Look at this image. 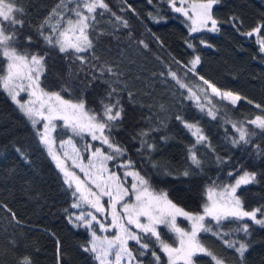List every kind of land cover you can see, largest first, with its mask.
I'll return each instance as SVG.
<instances>
[{"label": "trees", "instance_id": "16d2710c", "mask_svg": "<svg viewBox=\"0 0 264 264\" xmlns=\"http://www.w3.org/2000/svg\"><path fill=\"white\" fill-rule=\"evenodd\" d=\"M57 3L58 0H17L24 9L18 15L25 21L17 47L48 53L42 86L59 91L65 82H70L74 91L62 93L65 98H76L80 89L90 85L84 91V98L89 107L97 108L98 97L108 89V84L102 81L118 89L124 106L123 120L117 122L110 137L127 151L112 163L131 159L135 169L149 179L154 189L166 191L179 207L193 212L201 210L206 189L213 182L221 186L235 183L243 171L256 172V182L242 185L237 195L247 210L264 206V132L246 123L264 114L255 107L264 106V54L258 51L255 36L240 34L264 22V0H220L213 8L220 31L192 34L187 19L173 11L168 0H151V3L106 0L111 11L102 16L97 14L90 32L94 48L83 54L88 61L83 66L58 49L44 45L35 34L36 26ZM116 16L121 20H116ZM125 20L127 27L123 25ZM28 35L37 43L27 45L24 37ZM201 39L211 47L201 44ZM189 42L195 45V51L187 46ZM194 55L201 57L195 74L187 71ZM101 66L111 67L116 75L105 72L100 79L92 81L88 73L94 72L99 77L96 69ZM169 70L190 86L206 87L199 79L203 76L218 88L246 99L233 106L211 96L209 90L219 109L213 119L188 98L186 89L179 88L168 75ZM177 115L197 123L207 137V144L196 145L201 160L199 168L188 160V149L195 143V137L175 118ZM241 122L255 135L247 144L234 145L232 140L238 139V133L232 124ZM152 128L158 130L150 131L145 139L155 149L150 153L146 148L138 152L141 145L138 133ZM37 130L0 88V264H19L25 256L32 264H58V259L59 264H98L93 254L83 250L91 239L90 231L74 227L68 221L75 200L71 195L74 188L69 189L64 183L63 173L40 143ZM56 134L60 140L71 135L66 128ZM153 163L158 167L154 168ZM186 169L190 170L188 176L182 175ZM229 172L233 175L229 176ZM243 223L250 225L249 235L235 231ZM181 224L188 227L185 221ZM160 229L162 238L173 243L174 236L167 228L160 226ZM221 229L229 233L225 239L250 245L241 261L221 240L210 233H201L203 242L227 264H264V228L245 220L224 221ZM145 242L159 253L154 239L146 237ZM129 246L138 254L139 246L134 241ZM159 254L162 261L166 260L163 253ZM138 259L143 264H154L150 254ZM198 264H210V259L198 257Z\"/></svg>", "mask_w": 264, "mask_h": 264}, {"label": "snow or ice", "instance_id": "6c2138e0", "mask_svg": "<svg viewBox=\"0 0 264 264\" xmlns=\"http://www.w3.org/2000/svg\"><path fill=\"white\" fill-rule=\"evenodd\" d=\"M168 3L173 11L183 14L191 21L190 34L201 31L212 33L220 31V22L213 16V8L220 3V0H168ZM69 5L72 6L69 7ZM109 11L111 9L106 0H58L49 15L36 26L35 34L44 45L58 49L59 53L78 61L83 66L88 63L83 54L94 48L90 32L96 22L97 14L102 16ZM23 13L24 9L18 6L17 0H0V61H2L0 88L31 121L33 128L43 121L42 131L37 130L36 134L40 143L47 148L49 156L55 161L56 167L63 173L64 183L69 189L74 188L71 195L75 200L71 207L80 208L82 204H87L101 215L106 212L110 215L111 220L107 224L99 220L92 212L81 213L74 217L68 216L69 223L74 227H84L90 231L91 239L83 250L93 254L98 264H143L138 256L144 257L149 254L154 264H198V257L201 256L208 257L210 264H227L223 257L218 256L203 242L201 233H210L221 240L226 248L234 250L243 261L245 253L249 250V243L225 239L229 233L223 232L221 225L224 221L248 220L264 228V206L247 210L240 196L237 195V190L242 185L256 182V172L243 171L235 183L221 186L213 182L207 187L206 201L197 212L179 207L169 199L166 191L154 189L149 179L135 169L131 159L119 164V167L124 169L122 179L121 175L109 169L107 163L124 156L127 151L110 137L111 130L116 127L117 122L123 120L124 106L118 89L112 83L102 81L108 84V89L103 96L98 97L97 108L89 107L88 101L84 98V91L90 85L80 89L76 98H65L64 94L74 91L70 82H65L59 91L46 90L42 86V77L47 70L48 53L30 51L28 48L21 50L17 47L20 42V29H23L25 25V21L18 14ZM112 14L115 16V13ZM116 20H121V17L116 16ZM123 25L128 26L126 20L123 21ZM240 34L247 37L255 36L258 51L264 54V22ZM24 40L29 46L37 43L31 35L25 36ZM140 43L143 44V41ZM200 43L211 47L203 39ZM187 46L195 51L194 44L189 42ZM144 47L147 45L144 44ZM188 63L190 67L187 71L195 74L197 66L201 63V57L194 55ZM92 67L95 68L94 65ZM96 71L100 73L99 77L94 72L88 73L92 81L100 79L105 72L116 75L111 67L101 66ZM168 75L179 88L187 90L188 98L196 102L201 112L206 111L207 115L213 119H216L219 109L213 103L211 96L227 101L233 106L246 99L238 93L218 88L203 76L199 79L206 87L190 86L180 79L175 71L169 70ZM21 93H26L28 99L22 101L19 98ZM128 97L129 100L132 99L131 92L128 93ZM247 103L252 104L253 101L247 100ZM255 107L260 108L264 113V106L256 104ZM175 118L195 137V143L188 149V160L191 165L199 168L201 160L197 155L196 145L207 144V137L197 123L188 122L180 115ZM55 121H62L63 127L69 129L74 135L82 136L85 133L90 135L93 141H100L110 151L95 148L85 164L80 156V150L76 148L70 137L66 141H61L60 147L63 149L66 145L70 146L74 155L64 151L61 157L55 149L56 141L52 137V132L56 128ZM246 123L264 132V114L257 115ZM232 127L238 133V139L232 140L234 145L247 144L250 137L255 135L245 127V122L233 123ZM155 130L158 129L141 130L138 133L141 138L138 152L146 148L150 153L155 149V145L148 143L145 139L150 131ZM91 147V145L87 146L88 149ZM17 151L20 150L17 149ZM23 155L21 153V156ZM69 159L72 161V166L84 174L83 179L69 169L67 165ZM152 166L158 167L155 163ZM189 174L190 170L187 169L182 173L184 176ZM232 175L233 173L229 172V176ZM128 177L132 178L130 187L126 186ZM104 197L108 198L107 209L102 202ZM12 216L15 219L14 213ZM178 217L188 221L190 227H181L177 223ZM93 222L99 225L100 232L114 230V235L110 237L97 235L92 227ZM160 226L167 228L168 232L174 236L173 243L162 238ZM235 231L249 235L250 225L243 223ZM146 237L154 239L155 246L159 249V253H163L166 260L162 261L161 255L150 248V244L145 242ZM129 241H134L139 246L138 254H134L129 247ZM57 244L59 253V241ZM19 264H32V261L25 256Z\"/></svg>", "mask_w": 264, "mask_h": 264}, {"label": "rangeland", "instance_id": "374dc122", "mask_svg": "<svg viewBox=\"0 0 264 264\" xmlns=\"http://www.w3.org/2000/svg\"><path fill=\"white\" fill-rule=\"evenodd\" d=\"M177 6H179V3H177ZM180 14H181V13H180ZM182 15H183V14H182ZM183 16H184V15H183ZM184 17H185V16H184ZM185 18H186V17H185ZM186 19H187V18H186ZM187 21H188L189 26H190L191 21L188 20V19H187ZM19 98H20L22 101H25V100L28 99L26 93H21V96H20ZM54 123L56 124V128H55V130L52 132V137H53L54 140L56 141V143H55V149H56L57 152L61 155V157H63V153H64V151H68L70 155H74V154L72 153V149H71L70 146H67V145H66L65 148H63V149L60 147V143H61V141H66V140H68L70 137L72 138V140H73V144L76 146V148H78V149L80 150V156L82 157L83 162H84L85 164H87L88 159H89L90 156H91V152L94 151L95 148L99 147V148H102V149H103L104 151H106V152H107V151H110V150L107 149V146H106V145H102L100 141H93V140L91 139V136H90V135H88V134L85 133V134H83L82 136H77V135H74V134H73L69 129H67V128H66V129H67L68 131H70V134H71V135L68 136V137H66V138H64V139H62V140L58 139L57 134H56L57 131H58L59 129H63V128H65V127H63V122H62V121H55ZM37 127H38V130H41V131H42V129H43V121H41V123L38 124ZM88 145H91L92 147H91L90 149H88V148H87ZM106 149H107V150H106ZM107 163H108V167H109V169H110L111 171H115V172H117V174L121 175V177H122V179H123V172H124V169L119 167V164H120L121 162H119V163H116V162L112 163L111 161H108ZM67 165H68V167H69L70 170L75 171V172L77 173V175L81 176L82 179L84 178V174L81 173L80 170H79L78 168H75V167L72 166V161H71L70 159L67 160ZM131 182H132V178H131V177H128V178H127V184H126V186H129V187H130ZM107 201H108V198H107V197H104L102 202L104 203L106 209L108 208ZM72 209H73V210H72V215H73V217H74V215H79V214H81V213H85V214H86V213H88V212H92L94 215L97 216V218H98L99 220H101V221L104 222L105 224L109 223L110 220H111V217H110V215L107 214V212H106L104 215H101L100 213H97V212L95 211V209L91 208V207H90L89 205H87V204H82L80 208H72ZM181 221H185V222L187 223V226H188V227L182 225V224H181ZM177 223H178L181 227H183V228H189V227H190L188 221H186L183 217H178V218H177ZM92 227H93V230H95V231L97 232V235H100V236H105V235H107V236H109V237L112 236V235H114V230H109V231L106 232V233H105V232H100V230H99V225H97L95 222H93V226H92ZM130 242H132V241H129V243H130ZM129 247H130V246H129Z\"/></svg>", "mask_w": 264, "mask_h": 264}]
</instances>
